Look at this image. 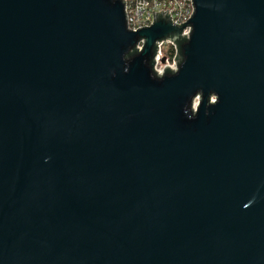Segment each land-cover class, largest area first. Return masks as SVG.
I'll list each match as a JSON object with an SVG mask.
<instances>
[{
	"label": "water",
	"instance_id": "obj_1",
	"mask_svg": "<svg viewBox=\"0 0 264 264\" xmlns=\"http://www.w3.org/2000/svg\"><path fill=\"white\" fill-rule=\"evenodd\" d=\"M123 2L0 0V264H264V0Z\"/></svg>",
	"mask_w": 264,
	"mask_h": 264
},
{
	"label": "built area",
	"instance_id": "obj_2",
	"mask_svg": "<svg viewBox=\"0 0 264 264\" xmlns=\"http://www.w3.org/2000/svg\"><path fill=\"white\" fill-rule=\"evenodd\" d=\"M124 1V14L126 26L131 31H136L141 27H150L153 23V14H160V11H168L171 22L180 25L186 22L191 17L194 7L192 0H122ZM167 15V13H166ZM185 28V29H184ZM182 28L181 37L189 36L190 26ZM158 50H156L153 60L155 61L153 69L158 75L163 74L164 68L169 67L171 70L176 71L177 66L174 58L176 56V45L172 41L161 40L159 43L156 41ZM144 40L140 39L136 43L138 51L142 49ZM165 57V62L162 63L161 59ZM197 99L194 100V107L197 105Z\"/></svg>",
	"mask_w": 264,
	"mask_h": 264
}]
</instances>
